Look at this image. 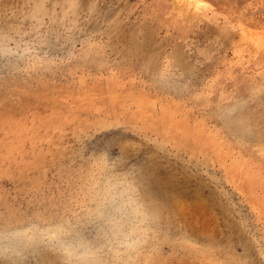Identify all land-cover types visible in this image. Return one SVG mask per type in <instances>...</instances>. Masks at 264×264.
I'll use <instances>...</instances> for the list:
<instances>
[{"label":"rangeland","instance_id":"rangeland-1","mask_svg":"<svg viewBox=\"0 0 264 264\" xmlns=\"http://www.w3.org/2000/svg\"><path fill=\"white\" fill-rule=\"evenodd\" d=\"M0 264H264V0H0Z\"/></svg>","mask_w":264,"mask_h":264}]
</instances>
